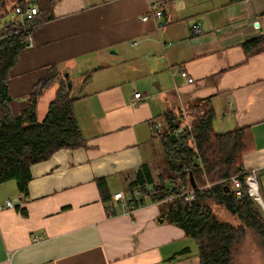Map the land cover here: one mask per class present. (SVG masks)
Segmentation results:
<instances>
[{
  "label": "crops",
  "instance_id": "0c3cea01",
  "mask_svg": "<svg viewBox=\"0 0 264 264\" xmlns=\"http://www.w3.org/2000/svg\"><path fill=\"white\" fill-rule=\"evenodd\" d=\"M157 2L163 15L144 21ZM53 16L33 30L10 69V110L18 116L56 64L80 80L72 93L85 145L33 164L27 194L15 180L0 185V264H200L194 240L161 218V204L146 199L128 211L114 195L129 197L143 164L164 166L152 123L163 130L166 112L208 99L216 133L249 132L243 169L257 170L262 199L264 50L248 55L244 44L264 39V0H59ZM195 24L202 33L193 36ZM214 210L232 219L221 206Z\"/></svg>",
  "mask_w": 264,
  "mask_h": 264
},
{
  "label": "trees",
  "instance_id": "16d2710c",
  "mask_svg": "<svg viewBox=\"0 0 264 264\" xmlns=\"http://www.w3.org/2000/svg\"><path fill=\"white\" fill-rule=\"evenodd\" d=\"M31 1L0 0V185L15 180L24 194L28 193L33 164L47 160L61 149L85 145L75 114L76 98L68 87L69 79L56 64L48 66L47 74L34 85L28 106L18 116L10 110L7 85L10 69L29 43L33 30L54 17L53 7L59 0H35L39 11L34 18L12 19L16 7L26 10ZM244 49L248 55L261 52L264 39L250 40ZM56 83L55 97L49 102L45 116L39 119V100ZM184 111L192 117L193 134L186 132L179 137L161 134L164 166L157 175L147 163L140 167L129 184V204L139 207L146 199L161 204V218L177 224L194 240L200 264H232L235 249L246 238L248 228L255 229L264 240V219L256 200L245 184L235 189L228 181L242 172L244 155L253 149V143L245 128L216 133L212 124L215 111L208 99L200 100L188 110L166 112L169 127L182 124ZM97 183L107 202L110 196L105 178H99ZM181 183L211 186L188 202L182 197H172ZM226 185L231 187L229 191ZM135 190L140 191V197L135 196ZM214 206L224 208L233 220L219 218Z\"/></svg>",
  "mask_w": 264,
  "mask_h": 264
},
{
  "label": "built area",
  "instance_id": "2783aa9c",
  "mask_svg": "<svg viewBox=\"0 0 264 264\" xmlns=\"http://www.w3.org/2000/svg\"><path fill=\"white\" fill-rule=\"evenodd\" d=\"M38 8L36 6H34L33 4L28 7L26 10H24L22 7L18 6L15 9V15H20L23 17V19H32L34 18V16L38 13ZM149 12L150 14L145 15L142 19L144 21L148 20L149 18H151V16L155 17V18H160L163 15V11H162V4L161 3H153L150 5L149 7ZM200 33H202V28L199 24H195L192 27V35H199ZM28 45V44H27ZM181 76H183L189 83L194 81V78L191 77L186 71H182L181 72ZM136 97L139 99L141 98V93H136ZM184 110V109H183ZM161 125L159 123H152V127L154 130L157 131V133L159 134H164V135H172V136H183L186 132H190L193 134V124H192V119L189 116V114H187L185 111L183 113V117H182V124L180 126H174V127H169V125L167 126V128L165 129H161L160 127ZM257 170L256 169H251V170H245L243 169L242 172H240L239 175H235L232 176L228 181H230L233 186L236 189H240L244 184L247 186L248 188V192L251 196L253 197H257L258 196V182H257ZM244 177V179H242L241 177ZM226 181V180H224ZM211 186V184H206L203 186H199V187H192V186H186L183 183H181L179 185V191L175 194L172 195V197H182L185 201H192L194 200L197 195L204 190L205 188ZM149 191L151 189V187H148ZM135 196L139 197L140 196V191L139 190H135L134 191ZM171 197V198H172ZM114 198L118 201H121V204L124 208H127L128 211H132L134 209V206H130L129 204V199L128 197L125 195L124 192H118L114 195ZM14 204L8 200L5 207L9 208V207H13ZM113 211L110 210L109 213H112ZM34 240H40L42 237L39 235H34Z\"/></svg>",
  "mask_w": 264,
  "mask_h": 264
},
{
  "label": "rangeland",
  "instance_id": "374dc122",
  "mask_svg": "<svg viewBox=\"0 0 264 264\" xmlns=\"http://www.w3.org/2000/svg\"><path fill=\"white\" fill-rule=\"evenodd\" d=\"M38 8L35 3L33 4ZM19 18V19H18ZM12 19L14 20H23V17L20 15H12ZM66 72L64 73V75ZM72 83V88H76L78 84L80 83V80L76 76H71L70 80ZM57 89V83L54 84L50 89H48L45 93V95L41 98L39 109H38V116L44 117L46 111V107H44L46 104L48 105L49 101L52 100L55 96V92ZM42 117V118H43ZM163 168L162 164L158 165L157 167L153 168L154 173L157 175L159 171H161ZM261 197L264 201V195L263 192L260 191ZM256 205L259 208L262 217L264 219V207L256 201ZM220 217H224L220 214ZM264 264V240L261 237V235L252 228L247 229V236L244 239L243 242L239 244V246L235 249L234 257H233V264H257L255 262ZM235 262V263H234Z\"/></svg>",
  "mask_w": 264,
  "mask_h": 264
},
{
  "label": "water",
  "instance_id": "95a60500",
  "mask_svg": "<svg viewBox=\"0 0 264 264\" xmlns=\"http://www.w3.org/2000/svg\"><path fill=\"white\" fill-rule=\"evenodd\" d=\"M31 3L34 4V3H35V0H32ZM64 77H65L66 79H68V78H69V74L66 73V74L64 75ZM68 87H69V88H72V83H71V81H68ZM172 137H176V136H172ZM192 187L196 188L197 186H196L195 184H193ZM226 187H227V190H228V191L231 189V187H230L229 185H226Z\"/></svg>",
  "mask_w": 264,
  "mask_h": 264
},
{
  "label": "bare ground",
  "instance_id": "6f19581e",
  "mask_svg": "<svg viewBox=\"0 0 264 264\" xmlns=\"http://www.w3.org/2000/svg\"><path fill=\"white\" fill-rule=\"evenodd\" d=\"M257 199H258V202L262 205V207H264V204L262 203V199L259 196H257Z\"/></svg>",
  "mask_w": 264,
  "mask_h": 264
}]
</instances>
